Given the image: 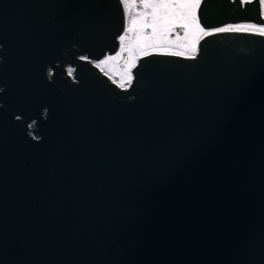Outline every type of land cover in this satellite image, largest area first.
Wrapping results in <instances>:
<instances>
[{
    "label": "water",
    "instance_id": "obj_1",
    "mask_svg": "<svg viewBox=\"0 0 264 264\" xmlns=\"http://www.w3.org/2000/svg\"><path fill=\"white\" fill-rule=\"evenodd\" d=\"M124 25L121 0H0V264H264V37L142 56L121 88L92 61Z\"/></svg>",
    "mask_w": 264,
    "mask_h": 264
},
{
    "label": "snow or ice",
    "instance_id": "obj_2",
    "mask_svg": "<svg viewBox=\"0 0 264 264\" xmlns=\"http://www.w3.org/2000/svg\"><path fill=\"white\" fill-rule=\"evenodd\" d=\"M253 2L254 0H241L243 5ZM122 3L127 23L124 34L119 37L120 51L115 56H107L95 63V67L105 75L110 72L116 75L118 72L121 88L132 84V69L141 56L156 52L195 59L200 41L215 33L247 32L264 37V25L255 23L207 30L199 15L202 0H139V3L137 0H122ZM259 4L264 13V0H259ZM174 33L176 37L172 39ZM126 52L128 59L124 61L123 70L119 71V62ZM72 73L73 69H69L68 74L71 76ZM113 82L117 83L116 80Z\"/></svg>",
    "mask_w": 264,
    "mask_h": 264
},
{
    "label": "rangeland",
    "instance_id": "obj_3",
    "mask_svg": "<svg viewBox=\"0 0 264 264\" xmlns=\"http://www.w3.org/2000/svg\"><path fill=\"white\" fill-rule=\"evenodd\" d=\"M137 3H138V1H137ZM263 16H264V13H263ZM123 34H124V32H123ZM122 34V35H123ZM119 51H120V48H119ZM118 51V52H119ZM117 52V53H118ZM155 53V52H154ZM108 56V55H107ZM106 56V57H107ZM115 56V55H114ZM142 57V56H141ZM141 57H139V58H141ZM105 58V57H104ZM103 58V59H104ZM139 58L137 59V62H138V60H139ZM128 59V53L126 52V53H124L123 54V57H122V59H121V61L119 62V71H122L123 70V67H124V61H126ZM136 62V63H137ZM109 77H111V79L112 80H116L117 81V83L119 82V80H120V75L118 74V72H117V74L116 75H113L111 72L109 73V75H108ZM119 84V83H118ZM127 87V86H126Z\"/></svg>",
    "mask_w": 264,
    "mask_h": 264
},
{
    "label": "flooded vegetation",
    "instance_id": "obj_4",
    "mask_svg": "<svg viewBox=\"0 0 264 264\" xmlns=\"http://www.w3.org/2000/svg\"><path fill=\"white\" fill-rule=\"evenodd\" d=\"M138 1V3H139V0H137ZM126 20H127V17H126Z\"/></svg>",
    "mask_w": 264,
    "mask_h": 264
}]
</instances>
